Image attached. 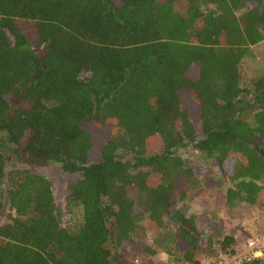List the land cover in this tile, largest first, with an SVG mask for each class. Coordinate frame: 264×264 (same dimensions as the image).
Wrapping results in <instances>:
<instances>
[{
	"label": "trees",
	"instance_id": "obj_1",
	"mask_svg": "<svg viewBox=\"0 0 264 264\" xmlns=\"http://www.w3.org/2000/svg\"><path fill=\"white\" fill-rule=\"evenodd\" d=\"M262 59L264 0H0V264L235 254L187 204L213 162L226 209H264ZM47 163L78 176L67 227Z\"/></svg>",
	"mask_w": 264,
	"mask_h": 264
},
{
	"label": "rangeland",
	"instance_id": "obj_2",
	"mask_svg": "<svg viewBox=\"0 0 264 264\" xmlns=\"http://www.w3.org/2000/svg\"><path fill=\"white\" fill-rule=\"evenodd\" d=\"M260 63L264 67V59H262ZM242 101L244 104H248L251 99L249 97H243ZM101 134V132L96 133L95 139L97 141L100 140ZM151 152L153 153V151ZM180 154L192 162L197 161L194 151L191 150V148L181 150ZM123 158L129 159V156L123 155ZM16 166H18V164L15 160L10 162V167ZM36 171L49 180L52 185L55 208L60 225L67 227L72 222L74 223L75 220H78L79 209L75 208L70 214L66 213L65 210L67 187L71 182L75 181L78 176L67 174L63 172L58 165L51 163L37 167ZM219 177L220 174L215 164L213 162H208L199 177L201 179L200 188L195 192L191 200L188 201L187 209L191 213L207 214L208 218H211L214 224L219 225L225 234L236 238L237 246L235 248V254L249 257L251 253L249 251V244L251 242H256V240L260 241L264 239V232H262L264 228V209H256L247 205L226 209L224 206L225 190L223 188L216 189L214 187ZM260 213L263 214V217L260 216ZM9 214L10 212L7 206H5L1 221H8ZM154 236V232H149L150 239H153ZM138 258L139 262H146L147 260L149 264H173L171 262V257L164 252H158L151 257L138 256Z\"/></svg>",
	"mask_w": 264,
	"mask_h": 264
},
{
	"label": "built area",
	"instance_id": "obj_3",
	"mask_svg": "<svg viewBox=\"0 0 264 264\" xmlns=\"http://www.w3.org/2000/svg\"><path fill=\"white\" fill-rule=\"evenodd\" d=\"M249 257H244L239 254H227L218 252L217 254L205 258L201 264H241L243 261L261 257L264 254V239L256 240L249 244Z\"/></svg>",
	"mask_w": 264,
	"mask_h": 264
},
{
	"label": "crops",
	"instance_id": "obj_4",
	"mask_svg": "<svg viewBox=\"0 0 264 264\" xmlns=\"http://www.w3.org/2000/svg\"><path fill=\"white\" fill-rule=\"evenodd\" d=\"M260 216H262V217H263V214H261V213H260ZM263 218H264V217H263ZM262 232H264V228L262 229Z\"/></svg>",
	"mask_w": 264,
	"mask_h": 264
}]
</instances>
